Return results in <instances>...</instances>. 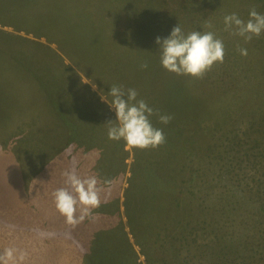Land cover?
I'll return each mask as SVG.
<instances>
[{
  "label": "rangeland",
  "instance_id": "1",
  "mask_svg": "<svg viewBox=\"0 0 264 264\" xmlns=\"http://www.w3.org/2000/svg\"><path fill=\"white\" fill-rule=\"evenodd\" d=\"M46 2L85 27H77L71 52L77 76L63 66L45 68L42 83L19 84L25 96L9 99V107L10 84L0 83V254L14 249L13 264H101L91 240L103 236L116 250L124 229L135 252L127 256L131 264H264V32L245 42L223 22L232 13L247 21L253 8L264 14V0ZM177 24L185 34L214 32L224 44L223 63L202 78L165 70L155 39ZM114 84L136 89L137 99L158 110L150 119L164 144L135 149L108 138ZM42 93L43 106L36 100ZM66 111L71 138L54 117ZM164 114L172 117L166 125L159 122ZM73 165L79 175L97 177L101 200L88 215L92 223L74 227L52 196ZM128 189L133 203L126 208ZM81 230L93 234L78 243L71 235Z\"/></svg>",
  "mask_w": 264,
  "mask_h": 264
},
{
  "label": "clouds",
  "instance_id": "2",
  "mask_svg": "<svg viewBox=\"0 0 264 264\" xmlns=\"http://www.w3.org/2000/svg\"><path fill=\"white\" fill-rule=\"evenodd\" d=\"M223 22L225 31L242 37L245 42L259 37L264 32V14L258 13L254 8L249 11L247 21L232 13L225 15ZM207 27L211 28L212 25L209 23ZM155 43L159 45L161 66L178 76L202 78L214 64L223 63L224 60L223 41L212 31L192 30L185 34L177 24L167 37H157ZM239 51L242 56L247 55L246 48ZM140 67L146 69L148 65L145 62ZM108 94L112 98L108 105L115 115L114 120L107 122V136L110 140H122L135 149H155L166 142L163 130L154 127L150 119L153 115H158V110L150 107L145 100L137 99L136 89H124L122 85L114 84ZM171 119V115H159L161 124L166 125ZM63 175L66 186L52 193L53 202L57 212L65 218L66 224L74 227L88 216L92 209L100 206L98 179L95 175H79L75 165ZM41 235L51 236L52 233ZM15 259L16 251L12 248L5 249L0 254V264H13Z\"/></svg>",
  "mask_w": 264,
  "mask_h": 264
},
{
  "label": "crops",
  "instance_id": "3",
  "mask_svg": "<svg viewBox=\"0 0 264 264\" xmlns=\"http://www.w3.org/2000/svg\"><path fill=\"white\" fill-rule=\"evenodd\" d=\"M46 3V0H0V83L10 84L4 92L5 105L8 107L9 99L21 101L25 96L24 86L21 85L44 81L45 68L52 67L58 71L63 66L74 77L77 76V57L76 53L71 52L76 51L74 41L77 27H85L78 25L69 14L67 20L61 19V16L56 15L59 14L56 3ZM93 32L98 34L97 31ZM35 52L41 53L36 55ZM13 66L17 69L13 70ZM47 98L58 97L52 95ZM36 100H41L43 106V93ZM20 103L14 104L21 109L23 103ZM54 106L55 103L51 107Z\"/></svg>",
  "mask_w": 264,
  "mask_h": 264
},
{
  "label": "trees",
  "instance_id": "4",
  "mask_svg": "<svg viewBox=\"0 0 264 264\" xmlns=\"http://www.w3.org/2000/svg\"><path fill=\"white\" fill-rule=\"evenodd\" d=\"M167 102H168V108L170 107V104H171V102H169L168 100H167ZM162 104H164V101H163V103ZM161 104V105H162ZM160 105V106H161ZM55 107V110L56 109H58V107L59 106H54ZM57 112V111H56ZM56 119H58L59 120V118L58 117H60V120L59 121H61L62 123H61V125H62V127L63 128H65L66 129V131H65V136H67V137H69V136H71V132H72V128H74V124H72V122L69 120V111H66V112H64V113H60V114H56V116H54ZM64 131V130H63ZM69 138H71V137H69ZM155 166V165H154ZM133 172V171H132ZM134 173V172H133ZM151 182V181H150ZM152 185H154L153 183H152ZM131 186H132V184H131ZM148 187H151V185H149ZM155 187H156V185H155ZM154 188V187H153ZM131 189V188H130ZM130 189H128V190H126V203H125V206H126V208H128L129 207V205L131 204V203H133V200H131L130 198H129V196H130V194H131V192H130ZM149 194H151V193H147V200L146 201H148L149 199H150V195ZM149 206V203L147 202L146 203V207H148ZM94 213H97V210H92ZM119 213V212H118ZM117 216H119V215H117ZM94 219V217L93 216H91L90 215V217L89 216H86V218H84L83 220H82V222L83 223H92L91 221ZM122 221V219L120 220V222ZM122 223V222H121ZM131 225V224H130ZM66 227H69V226H66ZM71 230H72V228H71ZM70 230V231H71ZM93 231H89V235L90 234H93L92 233ZM121 234H120V236L122 237V241H121V243L123 244V246H119L118 247V249H116L115 250V248H112V246H105V244H104V242L106 241V239H102L103 238V236L101 237V236H97V238L95 237L94 239H92L91 241H92V248H95L94 247V244L96 245V244H98L99 245V247H98V249H100L101 250V254H102V259L100 258V257H96V258H99L100 260H101V264H120V263H122V264H128V263H130L131 264V262L128 260V257L127 256H132L133 255V253H135L134 252V250H133V248H132V246H131V244H130V241L128 240V237H127V235L125 234V231H124V229H121ZM88 235V233L87 232H84L83 230H81V232L79 233V234H76V235H71L73 238H75L76 240L75 241H77L78 243H83V241H84V239H86L85 237L86 236H89ZM100 237V238H99ZM77 238H79V239H77ZM105 238V237H104ZM107 247H109L108 249H106L105 250V248H107ZM84 249V251H85V248H83ZM102 250H105V251H102ZM106 251H107V253H106ZM105 259H107V261L108 262H106L105 261ZM93 264H96V259H95V262L93 263ZM132 264H135L134 262H132Z\"/></svg>",
  "mask_w": 264,
  "mask_h": 264
}]
</instances>
